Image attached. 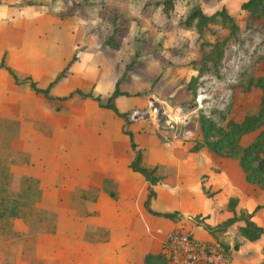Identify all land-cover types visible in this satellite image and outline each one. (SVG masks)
Returning <instances> with one entry per match:
<instances>
[{
  "label": "rangeland",
  "instance_id": "rangeland-1",
  "mask_svg": "<svg viewBox=\"0 0 264 264\" xmlns=\"http://www.w3.org/2000/svg\"><path fill=\"white\" fill-rule=\"evenodd\" d=\"M243 1L0 0V60L17 75L0 68V264H161L160 250L141 247L140 235L153 242L165 227L217 241L226 264H264V234L249 240L238 231L242 220L204 221L212 201L230 210L226 202L236 197L230 216L261 204L252 219L264 228V185L245 178L237 156L190 150L202 139L201 113L226 128L258 109L264 11L242 9ZM194 8H224L236 28L220 21L199 28L188 17ZM31 80L41 87L54 80L49 96ZM116 82L125 117L100 104ZM124 129L142 163L157 165L161 186L179 189L184 204L194 193L196 208L163 215L151 207L155 193L128 165ZM154 201L159 209L177 204Z\"/></svg>",
  "mask_w": 264,
  "mask_h": 264
},
{
  "label": "trees",
  "instance_id": "trees-1",
  "mask_svg": "<svg viewBox=\"0 0 264 264\" xmlns=\"http://www.w3.org/2000/svg\"><path fill=\"white\" fill-rule=\"evenodd\" d=\"M241 8L248 11H264V0H244L241 3ZM218 16V17H217ZM189 19H197L199 28L202 25H205L208 22L220 21L221 24L226 25L232 29L236 28V24L233 20V17L224 9H220L213 14H205L199 8H194L189 13ZM6 68L12 77L17 80L16 73L5 64L4 60H0V68ZM58 77V76H57ZM55 80V79H54ZM54 80L48 82L45 87L38 86L34 80L29 82L30 87L35 91L41 92L44 96L48 95V90L53 84ZM256 84L262 89L260 102L258 109L253 113H246L242 119L233 120L229 119L227 121L226 128L219 126L213 120L212 117L207 116L204 113L199 115V125L201 129L202 139L197 141L190 147L191 151H197L202 146H207L211 150L219 153L226 154L229 156H237L239 164L243 168L245 178L248 181L254 182L259 186L264 185V128L261 129L254 139L245 146H242L239 143L240 136L248 131L254 130L258 127H261L264 124V74L258 75L256 78ZM190 86V82H189ZM192 88V87H191ZM193 90V88H192ZM75 92L80 91L76 88L70 91L68 94L63 95L67 98L72 96ZM125 91H121L116 82L115 87L111 94L106 98L105 102H100L104 107L111 109L115 114L125 117L127 112H121L115 102V98ZM194 95V90H193ZM97 100L100 101L99 96H95ZM125 119V118H124ZM125 133L129 137V146L133 152V156L129 161L128 165L132 170L140 172L149 183H156L161 175L156 173L157 165L151 167L142 163V151L138 147L136 141L133 138V132L130 129H124ZM148 189L151 192L155 193L153 187L149 184ZM236 197L229 198L227 206L230 210L234 211ZM148 203V202H147ZM146 203V204H147ZM261 204H256L251 212L243 215H232L223 221V225L231 224L242 220V223L238 225L239 233L249 240H256L264 234V228L260 224L256 223L252 219V214L256 211ZM157 213V211H152ZM163 215H170L171 212H158ZM219 246L227 254L225 248L219 243ZM228 256V254H227ZM158 257L161 261V264H167V259L160 253Z\"/></svg>",
  "mask_w": 264,
  "mask_h": 264
},
{
  "label": "built area",
  "instance_id": "built-area-1",
  "mask_svg": "<svg viewBox=\"0 0 264 264\" xmlns=\"http://www.w3.org/2000/svg\"><path fill=\"white\" fill-rule=\"evenodd\" d=\"M161 254L167 264H226L228 256L215 240L202 239L186 228L169 230Z\"/></svg>",
  "mask_w": 264,
  "mask_h": 264
},
{
  "label": "crops",
  "instance_id": "crops-1",
  "mask_svg": "<svg viewBox=\"0 0 264 264\" xmlns=\"http://www.w3.org/2000/svg\"><path fill=\"white\" fill-rule=\"evenodd\" d=\"M179 173L181 174V171H175V174H176L175 176L178 177V182L180 183L181 179H179ZM134 178L138 179V176H134ZM142 178H144V177H142ZM142 178H140V179L142 180ZM143 183H145L146 186L150 184L153 187V189L155 190V197L153 198L154 200L160 199V198L161 199H168V200L171 199L172 200L171 202L175 201L177 203L171 209L167 210V209H159V208L155 207L154 206V202L155 201L152 200L150 205H151L152 208H154L156 210H161V211L181 210L180 212L182 213L183 208H184L185 205H189L191 207H195L196 206V200L193 197V195H195L194 193L189 194V196L186 198V203L184 204V200L181 198L182 195L180 196L179 189L176 190V189H172V188H169V187L164 188V187L161 186V184L158 181L156 183H152L151 184L145 178H144V182ZM224 202H225V200H224ZM210 205L211 206H209L207 208H205V206H202V207L205 208L204 214L206 215V217L204 218V221H205V223H207L209 225H215L221 219H224V218L226 219L227 217H229L232 214V212L230 210H228L225 207L223 208L221 204H216V203L213 204V201H212ZM210 219H211V221H210ZM171 223L172 222L170 221V224ZM166 225H169V224H166ZM124 230H125L124 231L125 233L129 231L127 229H124ZM166 230H167V227H165L164 230L158 232L157 236H156V240H154L153 242H152V239H149V237H148L146 232L145 233L142 232V234L140 235V239H142L141 247H144L142 245H144V243H146L148 245V248H152L153 247L154 251H159L160 250L159 252H161V250H162V240H163L164 236L166 235V233L168 232ZM193 230H191V231L194 233ZM262 236H263V234H262ZM130 238H132V235L130 236ZM133 239H134V237H133ZM148 242H152V243L148 244Z\"/></svg>",
  "mask_w": 264,
  "mask_h": 264
},
{
  "label": "water",
  "instance_id": "water-1",
  "mask_svg": "<svg viewBox=\"0 0 264 264\" xmlns=\"http://www.w3.org/2000/svg\"><path fill=\"white\" fill-rule=\"evenodd\" d=\"M158 117L160 118L159 121H158V123L160 125H166L167 124V121L162 117L161 114H158Z\"/></svg>",
  "mask_w": 264,
  "mask_h": 264
}]
</instances>
